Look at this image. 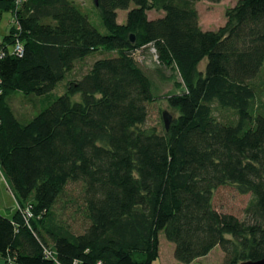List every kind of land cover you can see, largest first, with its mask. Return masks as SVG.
Masks as SVG:
<instances>
[{
    "label": "trees",
    "instance_id": "1",
    "mask_svg": "<svg viewBox=\"0 0 264 264\" xmlns=\"http://www.w3.org/2000/svg\"><path fill=\"white\" fill-rule=\"evenodd\" d=\"M199 1L92 0L103 33L74 0H0V19L16 20L0 38V170L18 203L0 215V260L153 264L161 231L183 264L216 246L222 264L264 258V0H237L214 30L200 26ZM15 41L21 55L5 48ZM96 51L111 55L19 120L13 94L51 92ZM143 51L181 79L162 132L145 126L158 96ZM72 185L80 195L63 200ZM222 186L251 194L244 219L214 206Z\"/></svg>",
    "mask_w": 264,
    "mask_h": 264
},
{
    "label": "rangeland",
    "instance_id": "2",
    "mask_svg": "<svg viewBox=\"0 0 264 264\" xmlns=\"http://www.w3.org/2000/svg\"><path fill=\"white\" fill-rule=\"evenodd\" d=\"M79 3L82 8L88 12L92 23L103 33H106L105 27L102 25L99 10L93 6L92 0H74ZM207 1V0H202ZM237 0H222L220 2H203L200 3L199 10L201 18L203 19L204 26L207 29H218L226 22L225 12L227 7L236 3ZM133 7V3L131 5ZM128 10H118V22L124 23L126 21ZM160 13L155 11L149 12V17L152 18ZM11 15L5 12L0 19V38L8 33L10 27ZM111 55L106 51H96L88 56L85 60L77 62L76 68L73 72L69 73L67 77L59 82L56 87L49 93L42 96L25 97L21 93H15L10 97V103L15 111L16 116L22 122L34 117L39 111L48 107L50 103L58 96L62 95L67 87V83L75 76L82 75L91 62L102 57ZM144 58H141V57ZM138 61L153 75L156 82V96L157 99L148 104V119L145 124L146 127H156L159 132L163 131L164 119L163 113L166 112L169 117L175 114L171 109L165 97L172 92L179 91L174 85V82H180V76L170 68L160 69L153 60L149 51H143ZM206 60L201 62L200 67L204 69ZM80 100V95L76 97ZM219 118H224L225 113L220 111L215 112ZM80 185L69 186L68 190L62 197L63 200L70 201L80 195ZM251 199V194H240L234 186H222L215 190L213 197L214 206L223 213H231L240 219L245 218V208ZM71 202V201H70ZM69 202V203H70ZM18 203L15 198L11 183L4 177L0 170V215L5 217H13L17 211ZM72 212V210H68ZM71 214V213H70ZM73 215V214H72ZM65 214L66 218L72 220L73 216ZM76 218V216H75ZM74 227L78 224L73 222ZM77 230V229H74ZM159 258L153 264H183L177 261L174 257V243L167 240L163 231L159 234ZM224 253L219 246H216L207 256L202 257L191 264H222ZM0 264H8L4 260H0Z\"/></svg>",
    "mask_w": 264,
    "mask_h": 264
},
{
    "label": "built area",
    "instance_id": "3",
    "mask_svg": "<svg viewBox=\"0 0 264 264\" xmlns=\"http://www.w3.org/2000/svg\"><path fill=\"white\" fill-rule=\"evenodd\" d=\"M21 0H16V3L18 4ZM16 24V20L11 19L10 25ZM7 50H9L10 53L21 55L23 53V45L19 41H15L13 44L5 47ZM4 49L0 50V56L4 54ZM2 93V79L0 77V95ZM1 123V118H0ZM28 214V213H27ZM8 264H14L12 260L7 261ZM96 264H103L101 261H98Z\"/></svg>",
    "mask_w": 264,
    "mask_h": 264
},
{
    "label": "water",
    "instance_id": "4",
    "mask_svg": "<svg viewBox=\"0 0 264 264\" xmlns=\"http://www.w3.org/2000/svg\"><path fill=\"white\" fill-rule=\"evenodd\" d=\"M94 3L98 6V0H93ZM132 40H134V37L132 38ZM163 119H164V123L166 128H168L171 117H169V115H167L166 112L163 113ZM240 264H264V258L258 259V260H248V261H244L241 262Z\"/></svg>",
    "mask_w": 264,
    "mask_h": 264
},
{
    "label": "crops",
    "instance_id": "5",
    "mask_svg": "<svg viewBox=\"0 0 264 264\" xmlns=\"http://www.w3.org/2000/svg\"><path fill=\"white\" fill-rule=\"evenodd\" d=\"M203 2H207V1H199L197 3V9H198V13H199V23H200V26L203 28V29H207L205 26H204V23H203V19L201 18V15H200V10H199V4L200 3H203ZM208 3V2H207ZM211 30V29H210Z\"/></svg>",
    "mask_w": 264,
    "mask_h": 264
}]
</instances>
